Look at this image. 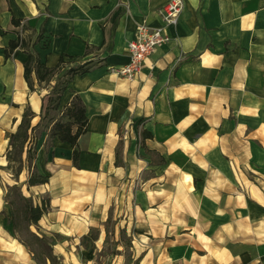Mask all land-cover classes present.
I'll return each instance as SVG.
<instances>
[{
    "label": "crops",
    "instance_id": "crops-1",
    "mask_svg": "<svg viewBox=\"0 0 264 264\" xmlns=\"http://www.w3.org/2000/svg\"><path fill=\"white\" fill-rule=\"evenodd\" d=\"M168 1L0 0V166L26 107L37 124L50 88L36 78L29 87L25 50L5 56L22 31L13 18L41 31L34 48L49 66L62 54L104 59L76 74L61 97V106L76 93L85 104L79 166L67 142L55 139L46 151L43 132L36 165L49 181L28 186L27 167L19 176L26 195L46 198L31 228L61 236L53 246L61 264H90L81 239L93 228L105 232L120 201L129 223L122 226L135 229L126 264H264V0H184L178 22L165 27L169 39L138 76L113 73L128 61L139 22L164 24ZM15 182L0 167V264H38L8 218L6 187Z\"/></svg>",
    "mask_w": 264,
    "mask_h": 264
},
{
    "label": "trees",
    "instance_id": "trees-1",
    "mask_svg": "<svg viewBox=\"0 0 264 264\" xmlns=\"http://www.w3.org/2000/svg\"><path fill=\"white\" fill-rule=\"evenodd\" d=\"M17 25H22V31L18 33L16 39L9 41L4 52L6 57H10L15 49L22 48L28 54L25 62V78L31 89H35V78L42 85L49 86L48 101L45 113L37 124L32 123L35 116L31 107L27 106L16 131L9 134V148L6 153V163L0 167L9 169L17 182L6 187L5 198L11 206V214L8 217L24 244L33 252L38 264H61V257L54 251L55 242L61 238L58 233L53 235L39 234L31 228L37 224L42 215L48 209L46 198L36 202L32 196L24 193L23 185L19 182V176L25 167L28 168V186L43 184L49 181L50 174L41 172L36 165L38 150L36 141L43 132L47 133L45 149L48 151L55 139L69 143L73 148L72 158L75 166H79L80 148L79 137L86 132L88 118L85 104L79 94H75L71 101L61 106V97L76 74H85L95 66L104 62L103 58L90 57L80 61L67 60V54H62L59 61L54 66L47 65L41 60L38 52L34 48L36 42L41 38V31H38L28 23L21 22L19 18H13ZM92 47L87 45L86 53ZM144 136H150L148 131L143 132ZM122 154V141L119 142L116 157L120 162ZM156 158V152L151 153ZM159 153H157V157ZM159 162H164V158H157ZM111 218L109 214L106 221ZM107 234H114L105 226ZM100 238V229H91L81 239L83 247L89 251L97 249L96 241ZM120 249L112 247L108 253V261L104 264H112L111 259L117 254H121ZM110 259V260H109ZM101 264V263H99Z\"/></svg>",
    "mask_w": 264,
    "mask_h": 264
},
{
    "label": "built area",
    "instance_id": "built-area-1",
    "mask_svg": "<svg viewBox=\"0 0 264 264\" xmlns=\"http://www.w3.org/2000/svg\"><path fill=\"white\" fill-rule=\"evenodd\" d=\"M184 8V0H170L160 9L164 24L159 27L152 26L146 18L137 24L135 36L128 42L129 59L120 66H113L110 70L123 77L134 79L141 72L145 59L155 49L167 41L165 27L178 22L179 15ZM128 130H125V134Z\"/></svg>",
    "mask_w": 264,
    "mask_h": 264
},
{
    "label": "rangeland",
    "instance_id": "rangeland-1",
    "mask_svg": "<svg viewBox=\"0 0 264 264\" xmlns=\"http://www.w3.org/2000/svg\"><path fill=\"white\" fill-rule=\"evenodd\" d=\"M125 207L126 206L122 203V201L112 206V211L110 213L111 218L104 222V228L107 226L109 231H114V234H107L106 230L105 232L100 231V238L96 241L97 249L95 251H85V257L90 261V264L106 263L109 257L108 253L112 250L113 246L114 248L116 247V249H120L122 251L121 254L126 256L125 264L128 262L129 256L132 255L131 241L133 239L132 237L133 233H135V229L134 227H131L128 232L126 231L125 227L129 223H126L127 217L125 216ZM132 223L133 226H135L136 217H133ZM122 225L126 226L123 227ZM120 240H122V247L118 246ZM110 259L113 261V257Z\"/></svg>",
    "mask_w": 264,
    "mask_h": 264
}]
</instances>
